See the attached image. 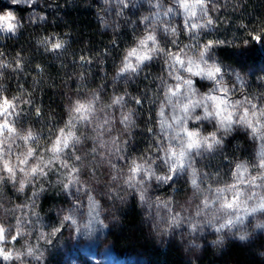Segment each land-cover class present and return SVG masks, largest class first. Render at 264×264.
<instances>
[{
    "label": "clouds",
    "instance_id": "obj_1",
    "mask_svg": "<svg viewBox=\"0 0 264 264\" xmlns=\"http://www.w3.org/2000/svg\"><path fill=\"white\" fill-rule=\"evenodd\" d=\"M5 2L0 264H54L69 239L108 264L133 203L181 264L233 246L264 264V63L241 59L264 51V0Z\"/></svg>",
    "mask_w": 264,
    "mask_h": 264
},
{
    "label": "trees",
    "instance_id": "obj_2",
    "mask_svg": "<svg viewBox=\"0 0 264 264\" xmlns=\"http://www.w3.org/2000/svg\"><path fill=\"white\" fill-rule=\"evenodd\" d=\"M96 3V0H93ZM6 7H11L5 0H0V10ZM38 8V6H37ZM22 15L29 11L26 8H17ZM63 15L67 18L69 24L79 32L80 39L85 36V32L91 31L96 25L93 20L94 12L91 8L75 7L73 9L62 10ZM49 15H54L53 12L49 11ZM63 22H58L57 28L64 27ZM91 40L95 44L98 42V38L95 32L90 33ZM75 42V41H74ZM226 56H231L232 53L225 52ZM253 63H264V51H261L255 46L245 54L242 55L241 59H245ZM53 71H55L53 69ZM51 95V93H49ZM49 97L45 96V100L48 101ZM48 200H45V204ZM111 240L107 243L112 245V252L123 256H130L133 260H138L134 264H140V258H144L148 261V264H181V257L175 248L168 251L167 254L162 253L160 249L155 248L153 244L148 241L144 236V230L139 223V213L137 212L133 203L130 210L125 215V225L118 232L111 233ZM62 256L54 260V264H67L66 261L62 260ZM55 258V257H54ZM207 264H228L229 261L235 260L236 264H253L255 257L247 254L246 249H242L239 246H233L230 253H228L222 260L217 261L216 259H210L209 255H205Z\"/></svg>",
    "mask_w": 264,
    "mask_h": 264
},
{
    "label": "rangeland",
    "instance_id": "obj_3",
    "mask_svg": "<svg viewBox=\"0 0 264 264\" xmlns=\"http://www.w3.org/2000/svg\"><path fill=\"white\" fill-rule=\"evenodd\" d=\"M62 254V260L66 261L67 264H71L73 260L76 261L77 264H91L88 255L95 254L98 258L104 255L100 251L99 245L86 244L83 241L73 242L71 239L66 242L65 250L58 252L54 260L57 258L59 259ZM136 261L138 260H133L130 256L114 253V255L109 257L108 264H134Z\"/></svg>",
    "mask_w": 264,
    "mask_h": 264
}]
</instances>
